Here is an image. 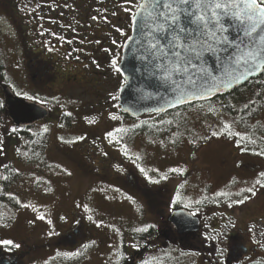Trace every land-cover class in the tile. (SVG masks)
<instances>
[{
	"label": "rangeland",
	"instance_id": "374dc122",
	"mask_svg": "<svg viewBox=\"0 0 264 264\" xmlns=\"http://www.w3.org/2000/svg\"><path fill=\"white\" fill-rule=\"evenodd\" d=\"M261 93L259 98L254 96L255 101H251L244 119H229L228 115L221 113L209 114L207 109L200 110L195 106L160 120L150 116L132 119L116 114V122L109 119L100 121L106 118L107 110L91 114L88 113L89 106H86L80 111V105L91 102L78 93L56 96L55 103L61 107L68 105L76 122H80V116L85 115L77 127H71L73 122H66L63 126L65 130L60 127L56 133L39 134L32 130L34 133L31 134L36 136L34 145L20 151L18 158L12 147L5 151L3 163H11L19 174L15 184L5 193L14 202L19 200L21 203L15 202L13 207L0 203V233L9 232L7 237L0 236V240L18 243L26 234L35 235L46 227H49L48 234H56L58 229L65 230L72 221L79 220L93 234L85 244L89 247L71 252H80V255L55 256L50 264H119L125 253L128 262L133 260L134 264H195L196 256L192 258V254H181L178 247L162 248L160 241L155 245L151 236H147L145 241H142L143 238L139 242L133 239V229L137 227L161 230L168 208L160 205L164 202L153 199L161 195L166 198L167 206L178 204L185 207L187 204L185 208L204 214L206 225L223 228L232 221L234 227L227 228H251L255 239L264 242V237L260 236L264 225L250 224L264 217V188L257 186L255 196L231 208L227 207L230 199L250 194L241 193L240 197L233 195L231 198L216 195L220 192L234 194L241 188L252 186L258 178L257 173L246 171V175L241 176L242 159L235 160L233 150L238 143L226 136H211V132L218 130L222 122H232L234 131L257 139V145H243L250 149L243 151L244 156L252 151L254 154L250 158L257 157L256 150L264 148V140L260 139L264 137V90ZM245 99L244 103L250 102L249 98ZM253 108L255 112H252ZM141 122H146L144 127L148 129L145 132L138 131ZM152 122H156L155 125ZM95 125L96 133L89 132ZM79 126H82V133ZM117 128L128 131L117 133L114 131ZM108 132H113V138L123 136V144L109 143ZM205 136L207 140L202 138ZM193 140L195 143L190 142ZM123 145L128 147L127 156L122 151ZM137 155L141 159L134 163ZM243 160L249 162V159ZM137 163L154 179L161 176L168 178L156 184L149 183L136 167ZM2 167L5 169V164ZM246 167H249L248 163ZM171 168H179L183 172L173 173L169 171ZM151 169L158 171L152 172ZM139 194L145 195V198L142 199ZM23 204L29 207L24 208ZM83 205H88L91 211L85 212ZM40 215L45 219H37ZM88 215L93 216V221H103L104 225L114 227L97 228L93 221L88 220ZM34 221L38 227L29 229ZM207 230L203 229L202 236L207 234ZM223 240L224 234H221L219 243ZM132 244L137 247H132ZM140 249L139 258H134ZM117 251L119 257L115 255ZM219 256L217 253L216 257ZM197 264H206V260L198 259Z\"/></svg>",
	"mask_w": 264,
	"mask_h": 264
},
{
	"label": "flooded vegetation",
	"instance_id": "af4514ba",
	"mask_svg": "<svg viewBox=\"0 0 264 264\" xmlns=\"http://www.w3.org/2000/svg\"><path fill=\"white\" fill-rule=\"evenodd\" d=\"M38 4L40 7L37 8ZM126 6L124 0H0V105L4 107L2 87H6L18 99L46 108L48 116L27 128L30 133H34V130L44 134L45 127L48 134L56 133L60 127L65 130L63 126L66 122H73L71 127H77L85 114L80 116V122H76L68 105L61 107L59 103H55L56 96H65L67 93H78L89 99L90 105L84 102L78 107L80 111L86 106H89L88 113L91 114L107 110L109 112L105 113L106 118H101L100 121L109 119L116 122L112 117L116 114L123 115L118 105V93L124 81L110 65L115 58L119 66L127 37L131 36V18L124 11ZM33 9L36 11L33 12ZM92 16H97L98 19L93 21ZM116 28L122 29L124 35L117 32ZM42 31L44 35H40ZM113 40L116 44L112 43ZM45 42L50 43L55 50L48 52ZM105 49L109 51L106 52ZM242 88V93H235V90L230 93L229 103L234 99L236 106L241 107L246 102L245 98L250 101H255L254 96L259 98L264 90V74L250 79ZM27 96H32L33 99L29 100ZM240 99L243 100L241 104ZM169 113L165 117L171 115ZM145 116L154 118L158 115ZM96 125L88 131L96 133ZM79 128L82 133V126ZM233 150L234 159H242L241 176L254 171L258 177V173L264 171V156L258 155L251 159V154H254L252 151L250 156H244L239 147H233ZM4 152L5 149L0 148V176L4 175ZM243 158L249 159V162ZM247 163L249 167H246ZM0 193L6 194L1 187ZM139 196L145 198L143 194ZM156 198L159 202H164L160 205L168 208V214L161 222V230L154 231L155 235L151 236L155 245L160 241L162 248L178 247L181 254H192V258L196 256L195 264L198 259L206 260V264H264V249L252 243L255 238L253 231L240 227L226 229L206 225L205 215L196 209H190L191 215L199 220V228L197 231L178 233L168 222V216L179 208L167 206L166 198L161 195L153 199ZM257 223L264 225V217L253 220L250 224ZM29 226V229L38 227L35 221L32 227ZM66 227L62 231L58 229L54 235L48 234L49 227L44 228L43 232L37 231L35 235L26 234L18 243H13L19 244V248L0 246V264H50L55 256H59L58 253L64 255L74 252L93 237L82 221L74 220ZM205 228L208 232L202 236ZM261 229L264 232V226ZM217 232L224 234L222 243H219L220 236L215 241L205 238ZM8 233H0V236L7 237ZM217 248L222 250L219 258L216 257ZM123 256L128 259L126 253ZM137 256L139 258L140 252L134 258ZM130 263L134 264L133 260Z\"/></svg>",
	"mask_w": 264,
	"mask_h": 264
},
{
	"label": "snow or ice",
	"instance_id": "6c2138e0",
	"mask_svg": "<svg viewBox=\"0 0 264 264\" xmlns=\"http://www.w3.org/2000/svg\"><path fill=\"white\" fill-rule=\"evenodd\" d=\"M124 3L127 5L124 11L130 16L131 26L136 32L135 39L131 36L127 39L137 45V51L143 52L154 71L160 74V78L174 86L175 104H191L197 99L210 100L221 89L234 90L246 83L250 77L264 74V0H124ZM38 7H40L39 4ZM35 11L36 9H33V12ZM112 15H116V13H112ZM91 19L96 21L98 17L92 16ZM116 31L124 35L122 29L116 28ZM40 35H44V32L42 31ZM57 39H62V37H57ZM68 42L71 43V41ZM96 42L99 43V41ZM112 43L116 44V41L113 40ZM44 46L48 52L55 50L50 43L45 42ZM104 51L109 50L105 49ZM209 60L212 61L211 64ZM93 63L96 62L93 61ZM110 66L120 76L124 75L121 67L118 66L117 59L113 58ZM97 67H99L98 64ZM26 98L33 99L32 96ZM38 103L43 102L38 101ZM168 103L172 105L173 101H168ZM250 103L251 101L244 103L243 109L248 110ZM201 107L203 106L201 105ZM223 108L235 110V106L228 103L221 104L220 108L210 105L207 111L209 114L219 115ZM255 110L253 108L252 112ZM157 111H163V109ZM66 115H71V113H66ZM112 119H117V117L113 116ZM167 123L170 124L171 121H167ZM12 131L15 132L16 129ZM47 131L48 129L45 127L43 133H47ZM114 131L127 133L128 130L117 128ZM107 136L111 138L109 143L123 144V136L113 138V132H108ZM211 136H226L233 139L242 151L250 150L243 145H257L256 138L234 131L232 123L228 122H222V126L218 130H213ZM202 138L208 139L207 136ZM61 139L63 140V138ZM260 139L264 140V137H260ZM190 142L195 143L194 140ZM122 151L126 156L128 155L127 145H123ZM255 154L264 156V148L256 151ZM129 158L131 159V157ZM140 159L141 157L137 155L133 162ZM136 167L149 183L156 184L160 180L168 178L161 176L159 179H154L140 164L137 163ZM151 171L158 170L151 169ZM169 171L183 172L179 168H171ZM8 179V176H0V180L7 181ZM257 186L264 188V171L258 173V178L255 179L252 186L241 188L234 194L220 192L216 195L231 198L233 195L240 197L241 193L250 194L239 199H230L227 207L231 208L234 205L244 204L252 196H255ZM15 202L21 203L19 200ZM196 203L199 204L201 201H196ZM77 206L80 207V205ZM187 206L186 204L185 207ZM22 207L27 208L29 205L23 204ZM83 208L85 212L91 211L88 205H83ZM33 210L35 211V209ZM87 218L89 221H93L92 215H88ZM37 219L43 220L45 217L40 215ZM93 222L97 228L114 227L104 225L103 221ZM229 226L234 227L232 221H229L225 227ZM115 231L119 232V229H115ZM133 231L146 233L149 228L147 226L137 227ZM249 232H252L251 228ZM54 234V232L49 233V235ZM220 235L217 232L215 235L205 238L215 241ZM260 236L264 237V232H261ZM252 243L264 249V242L261 240L253 238ZM0 246L20 247L19 244H13L11 240H0ZM131 246L137 247L136 244ZM88 247L89 245H83L85 249ZM217 252L222 255L220 248H217ZM80 254L77 252L64 255L76 256ZM115 255L119 257L120 253L117 251ZM256 264H260V262H256Z\"/></svg>",
	"mask_w": 264,
	"mask_h": 264
},
{
	"label": "water",
	"instance_id": "95a60500",
	"mask_svg": "<svg viewBox=\"0 0 264 264\" xmlns=\"http://www.w3.org/2000/svg\"><path fill=\"white\" fill-rule=\"evenodd\" d=\"M131 37L136 38V32L133 27ZM209 63L211 64L212 61L209 60ZM119 67L124 73L121 76L124 85L118 93V105L121 112L132 119H138L148 114H165L174 109L209 101L197 99L191 104H175L173 98L174 86L160 78V74L154 71L143 52L137 51V45L129 40L123 48ZM260 75H254L249 80L255 79ZM234 90L221 89L210 100L230 94ZM2 92L7 117L13 126L20 128L30 127L48 116L46 108L33 102L18 99L8 88L2 87ZM168 101H173V104L170 105ZM158 109H163V111H157ZM168 222L178 233L197 231L199 228V220L185 209L171 212L168 216Z\"/></svg>",
	"mask_w": 264,
	"mask_h": 264
},
{
	"label": "trees",
	"instance_id": "16d2710c",
	"mask_svg": "<svg viewBox=\"0 0 264 264\" xmlns=\"http://www.w3.org/2000/svg\"><path fill=\"white\" fill-rule=\"evenodd\" d=\"M241 89H243V88L240 87L237 90H235L234 92L235 93H242ZM229 96H230V94H227L224 96L216 97L210 101L195 103L192 105L181 107L179 109L170 111L169 114H173V113L178 112V111L179 112L184 111L186 109H191L195 106L199 107L200 110H203V109L206 110V109H208V107L210 105H212L216 108H220L221 104H228L229 103V99L231 98ZM239 101L241 104L243 100L240 99ZM231 103L235 106V110L230 109V108H223V109H221L220 113L225 114V115H229L231 118L237 117L238 119H244V117L248 113V110H244L243 105L241 107L236 106L234 99L231 101ZM240 104H238V105H240ZM201 105L203 107H201ZM164 117H165V115L160 114L158 116H154V119L160 120ZM152 123H153L152 125H155L156 122H152ZM230 123H232V122H230ZM145 124H146L145 122H141L140 126H138L139 127L138 131L145 132L148 129V127L147 128L144 127ZM141 127H143V128H141ZM13 129H16V131L13 132L12 131ZM35 138H36V136L34 134L27 132V128H19V127L13 126L11 124V122L8 120L7 113L4 109V107L2 105H0V148L5 149V151L10 147H12V149L14 148L15 152H16V156L18 158L20 151L28 150L32 145H34V139ZM233 145H236V144H233ZM4 153L6 155V152H4ZM4 164H5V169L3 170L4 176H8L9 179L7 181L1 180V190L3 192H6L11 185L15 184L16 180L19 177V174H17L14 171L13 167L11 166V163L6 161V163H4ZM0 202L5 203L7 206H10V207H13L15 205L13 198L7 196L6 194L3 195L1 193H0ZM174 206H176L179 209L180 208L185 209V207L178 205V204H174ZM188 210H190V209H188ZM190 211H192V210H190ZM152 235H155L154 230L149 228V231L146 233H136L135 232V234L133 235V239L135 241L138 240V242H139L143 238L142 241H145L147 239L146 238L147 236H152ZM145 249H146V245L143 246V250H145ZM139 252H142V249H140ZM137 255H139V254H137ZM127 262H128V259L123 257V260L119 264H124Z\"/></svg>",
	"mask_w": 264,
	"mask_h": 264
}]
</instances>
